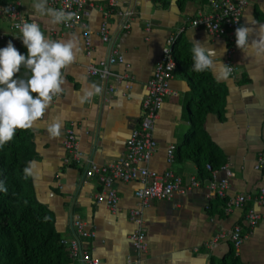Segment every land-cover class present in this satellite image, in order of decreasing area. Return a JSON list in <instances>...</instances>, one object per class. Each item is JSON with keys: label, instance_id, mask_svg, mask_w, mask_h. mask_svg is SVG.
Returning a JSON list of instances; mask_svg holds the SVG:
<instances>
[{"label": "crops", "instance_id": "0c3cea01", "mask_svg": "<svg viewBox=\"0 0 264 264\" xmlns=\"http://www.w3.org/2000/svg\"><path fill=\"white\" fill-rule=\"evenodd\" d=\"M245 1L241 25L248 23L256 28L264 24V0ZM34 2L20 0L25 17L36 21L45 36L53 40L75 36L80 49L76 60L63 70L62 92L54 97L45 117L29 129L35 149L29 163L32 189L37 201L53 214L54 229L61 238H76L81 249L99 258L100 264H124L128 257L138 259L139 264H220L233 245L228 238L217 235L240 225L247 234L238 251L239 264H264V205L256 201L259 190L264 188V163L255 167L260 155L264 159V58L245 56L237 48L232 55L233 76L224 79L218 72H206L225 89V98L222 116L208 113L203 126L215 147L213 154L219 156L214 163L220 165L213 171L207 164L199 169L195 160L186 155L184 144L190 128L189 110L198 98L197 92L191 91L187 76L193 62L192 39L215 50L224 64L228 46L225 37H214L189 24L198 12H210L209 0H115L107 41L101 39L98 27L103 13L109 9V0H87L84 22L91 31L89 57L85 53L83 26L65 29L61 23L54 25L50 17L34 14ZM176 34L180 50L170 80L171 92L164 98L152 128L157 146L149 160L139 165L158 172L170 168L184 181L195 177L200 185L186 194L175 193L170 199L149 201L143 209L147 250L136 254L129 239L135 227L129 211L139 206L134 191L140 183L115 179L113 187L119 199L116 208H112L97 201L102 184L97 174L87 176L86 171L93 164L106 165L124 154L125 141L143 115L145 85L166 39ZM15 36L19 34L0 11V43L7 46L11 41L16 47L21 42ZM254 38L250 37L249 42ZM181 46H186V50ZM117 54L123 56L129 67L114 62L107 69L128 74L130 80L116 81L111 76L88 73L89 63L98 64ZM220 60L217 59L218 64ZM126 82L130 85L128 89ZM91 85L98 86L100 92L85 99L84 89ZM53 120L61 124L60 135L56 137L47 131ZM68 126L74 128L78 137L82 158L77 162L65 159L63 139ZM169 144L176 146L170 164L166 160ZM223 164H228L233 172L226 197L244 193L250 197L245 207L251 206L260 214L251 229L245 222L244 207H234L225 213L222 203H218L222 198L207 196L210 178L224 176L220 168ZM76 217L92 235L81 237L76 233L73 224ZM68 264L88 263L71 258Z\"/></svg>", "mask_w": 264, "mask_h": 264}, {"label": "built area", "instance_id": "2783aa9c", "mask_svg": "<svg viewBox=\"0 0 264 264\" xmlns=\"http://www.w3.org/2000/svg\"><path fill=\"white\" fill-rule=\"evenodd\" d=\"M87 4V0H48L49 7L63 9L76 14L73 20L67 23H61V25L65 29L83 26L85 53L89 57L92 53L91 31L84 22ZM114 4L115 0H109V9L103 13L98 27V33L103 41L109 39V17L111 16V6ZM245 4V0H209L210 12L205 13L200 11L189 21L191 27L203 28L214 37L226 38L228 46L224 61L226 65L230 66L231 76L235 72L232 55L237 49L235 44V29L241 26V15ZM5 15L11 28L19 35V29L16 28L17 24L36 22L34 20H28L25 17L20 8V0L8 3L5 7ZM176 38L177 34L166 39L160 58L145 85V96L142 102L143 115L138 125L131 130L125 141L124 154L119 159L106 165L97 166L93 164L86 171L87 176L97 174L102 184V191L96 195L97 201L103 202L112 208H116L119 199L115 188L112 186L115 179L122 181L136 180L140 183V186L134 191L135 196L139 199V206L129 211V217L135 225L129 235V239L132 249L136 254L144 253L147 250L143 209L148 205L149 201L152 199H170L175 193L186 194L191 189L200 185V181L195 177L184 181L180 175L176 174L170 168L163 172H158L148 169L146 166L139 165L140 162L149 160L157 146L152 135V128L159 116L164 98L171 92L170 80L173 78L176 67V61L173 55ZM20 42L23 44L21 39ZM114 62L125 63V66L129 67L123 56L117 54L109 57L107 60H101L98 64L89 63L87 71L93 76H111L116 81L124 79L130 80L131 76L128 74H117L107 69V65ZM125 87L127 89L130 87L129 82H126ZM110 90H113V88L110 87ZM63 147L67 153L65 158L67 162L81 160L82 153L78 147V137L74 128L71 126L65 129ZM175 148L176 146L174 144L167 146L166 160L169 164L173 161ZM263 163L264 159L260 155L255 167L260 168ZM206 166L213 171L210 164ZM220 168L223 170L224 176L220 179H216L215 177L210 178L206 185L207 196L224 198L223 211L225 213H229L234 207H244V218L247 223V228L251 229L255 227L260 219L259 212L251 206L245 207L250 197L244 193L233 197H226L229 179L232 177L233 172L228 164H223ZM256 201L258 204L264 205V188L259 190ZM73 224L79 236L88 237L92 235L90 231L85 229L84 223L80 218L76 217ZM246 234L247 232H244L240 225H234L228 232L219 233L217 238H228L232 242L235 252H237L236 254H238ZM60 242L67 248L72 258H80L88 264H100L99 258L91 256L87 250L81 249L76 238H62ZM124 264H139V260L128 257Z\"/></svg>", "mask_w": 264, "mask_h": 264}, {"label": "trees", "instance_id": "16d2710c", "mask_svg": "<svg viewBox=\"0 0 264 264\" xmlns=\"http://www.w3.org/2000/svg\"><path fill=\"white\" fill-rule=\"evenodd\" d=\"M14 1L0 0V11L5 13V7ZM178 40L173 47L176 62L180 50ZM3 47L6 45L0 43V48ZM15 48L27 55L23 44ZM181 49L186 50V46H181ZM192 65L193 62L187 76L191 91L197 92L198 98L189 110L190 128L184 139L186 155L195 160L199 169L204 164L214 168L220 165L219 162L214 163L219 156L213 154L215 147L203 126L208 113L222 116L225 89L213 81L208 73L194 72ZM27 74L22 67L19 76L25 78ZM34 156L33 134L29 129H17L13 140L0 147V182L7 189L6 192L0 191V264H68L72 258L54 229L53 214L37 201L33 192L31 176L26 169L29 170ZM219 202L223 208L225 199ZM220 264H239L233 246Z\"/></svg>", "mask_w": 264, "mask_h": 264}, {"label": "clouds", "instance_id": "9594fccd", "mask_svg": "<svg viewBox=\"0 0 264 264\" xmlns=\"http://www.w3.org/2000/svg\"><path fill=\"white\" fill-rule=\"evenodd\" d=\"M34 14L50 17L52 24L67 23L76 15L63 9L48 7V0H35L32 5ZM27 55L21 54L11 41L0 48V147L13 140L17 129H31L34 124L45 117L54 97L62 92L64 84L63 70L71 65L80 49L75 36L57 41L46 37L36 22L17 24ZM255 36L249 42V38ZM235 44L245 56L264 58V24L256 28L248 23L235 29ZM192 70L196 73L218 72L221 78L230 75V66L224 64L217 52L192 39ZM217 59L220 63H217ZM27 70L25 78L19 73L21 68ZM85 99L100 88L91 85L84 89ZM61 124L53 120L47 127L52 137L60 135ZM26 171H29L26 169ZM0 191H7L0 182Z\"/></svg>", "mask_w": 264, "mask_h": 264}, {"label": "bare ground", "instance_id": "6f19581e", "mask_svg": "<svg viewBox=\"0 0 264 264\" xmlns=\"http://www.w3.org/2000/svg\"><path fill=\"white\" fill-rule=\"evenodd\" d=\"M100 174H101V173H100ZM100 174H99V175H100ZM112 186H113V185H112Z\"/></svg>", "mask_w": 264, "mask_h": 264}]
</instances>
